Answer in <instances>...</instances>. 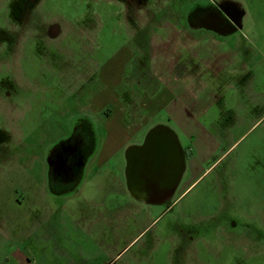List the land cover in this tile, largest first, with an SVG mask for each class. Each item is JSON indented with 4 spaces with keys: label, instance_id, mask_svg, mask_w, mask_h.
Instances as JSON below:
<instances>
[{
    "label": "rangeland",
    "instance_id": "374dc122",
    "mask_svg": "<svg viewBox=\"0 0 264 264\" xmlns=\"http://www.w3.org/2000/svg\"><path fill=\"white\" fill-rule=\"evenodd\" d=\"M210 1L142 0L136 8L123 0H0L4 226L33 225L32 213L45 217V201L61 212L65 194L58 198L45 187L47 155L88 118L95 151L59 225L87 230L98 262L264 264V0H230L241 10L240 28L230 34L231 61L219 58L228 42L221 50L203 42L189 81L181 73L183 51L156 28L166 19L187 25L189 13ZM51 26L57 36L49 35ZM172 65L175 77L160 75ZM173 87L181 101L204 110V123L218 122L216 145L203 155L193 148L197 138L161 110L156 123L177 133L203 171L189 161L171 198L137 202L125 195L117 168L135 131L142 142L151 128L135 121L118 133L117 107L140 99L149 106L143 96L160 91L165 98ZM224 127L228 137L219 134ZM102 149L119 152L98 167ZM28 212L33 219L23 221Z\"/></svg>",
    "mask_w": 264,
    "mask_h": 264
},
{
    "label": "crops",
    "instance_id": "0c3cea01",
    "mask_svg": "<svg viewBox=\"0 0 264 264\" xmlns=\"http://www.w3.org/2000/svg\"><path fill=\"white\" fill-rule=\"evenodd\" d=\"M156 28H160L163 32H166L164 38L168 41H171L173 45H175V50H179L180 48V50L183 51L182 55L179 57L181 61L183 60V64L180 67L183 70L181 72L183 77L185 76L188 81L192 76L189 69L191 59L202 58V51H200V48L203 42L217 43V50H221V43L228 42L229 46L226 48L227 50H225V48H222L224 49V51H220L219 53L220 59L231 61V57L235 53L231 46L232 36H230V34H222L219 37H207L201 34L200 28L191 27L188 24L185 25L183 22L179 21H168V19L162 21L159 24H156ZM170 58H172V60H178V57L173 58V56H170ZM160 75H165L167 78L169 76L175 77L174 75H176V71L174 65L170 66L169 68L166 67V70ZM172 81L178 82L177 77L176 79L172 78ZM174 88L175 87L171 88V90L167 89L168 96H166L165 98L162 96V94H159L160 91L156 94L154 92L150 94L147 93L148 96H143L146 95V93L142 94V100H144V98L146 97L150 98L149 106H146L147 103H143V101H141L140 99L138 100L139 103H137L135 100H131L129 103H127L128 107H126V105L125 108L117 107L116 114L118 116H116L117 119H114V124H116L117 128L116 130L118 131V133H120L121 130L123 131V129H126L127 127L132 128L135 121H140V129H144L148 124L150 125V127L148 128H152L158 125H164L156 123L157 121H155L159 112L161 110H164L166 113V119H168V121L173 123L175 122V124L177 125L180 124V128L184 134L191 135L192 137L197 138V145H194L193 148L196 149L198 146L199 149L203 150V155L208 154V152L212 148H215L216 145L215 140L213 141V138L217 137L216 133L218 131H216V125L218 122H214L212 124L204 123V121L201 120V115L204 113V110H202L201 107H197L195 105L192 106L190 103L181 101L180 96L174 93ZM169 95H171V97ZM134 129L138 130L136 125H134ZM230 131L231 130H229L227 127H224L223 129H221V131H219V134L223 135L224 137H228V133ZM94 136L95 135L93 131V137ZM138 137H140V134L135 131L133 138L134 143L130 144H142L143 141H136L138 140ZM183 148L186 153V166L190 161L193 162L192 166L194 168H197L198 171L202 170V168H199V160H197L194 156L193 150L191 151L189 148ZM94 151L95 147L93 148L90 156L94 153ZM118 152H114L108 149H102L101 152L98 153V167L104 166L106 162L110 160L114 155L118 154ZM90 156L87 159V162L83 169V178L79 180L75 187H73V189H71L68 193H62L65 194V202L59 207L61 209V212L56 211L54 207L49 206V203L45 201L43 202V204L45 207L47 205L46 208H48L47 212H45V217L40 218L38 216H35V213H32V216H34V220H32L33 225L31 226H19L15 225V223L14 226H4V224L8 222L9 218H5L2 222H0V264H103V262L100 263L97 261L99 257H95L93 253L94 243H90V241L84 238V236L87 234V230L79 229L78 227L69 228L59 225L64 222V211L68 207L67 203H69L70 201L75 202V194L73 193L78 192L79 188L84 183L86 172L90 167ZM126 165L127 160L125 157L124 162L118 164L117 178L120 185L123 187L125 195L129 196L130 199H133L134 201L140 202L134 198L127 187ZM45 187H48L47 182H45ZM99 188H102V186H99ZM62 194L56 195L58 198H61ZM55 197H53V199ZM79 201L77 200L76 203H78ZM84 201L87 202V199L84 198ZM22 219L23 221H27L33 218L30 216V212H28L26 215L23 214ZM51 223L53 224L52 226L49 225ZM78 235H81V237L83 238L79 239ZM96 244L98 245L99 243Z\"/></svg>",
    "mask_w": 264,
    "mask_h": 264
},
{
    "label": "flooded vegetation",
    "instance_id": "af4514ba",
    "mask_svg": "<svg viewBox=\"0 0 264 264\" xmlns=\"http://www.w3.org/2000/svg\"><path fill=\"white\" fill-rule=\"evenodd\" d=\"M139 8L142 0H123ZM188 25L212 36L232 34L240 28L241 10L230 0H212L196 6L188 15ZM55 27L49 35L57 36ZM58 31V30H57ZM94 148V137L88 118L77 123L73 134L49 151L46 159V182L55 194L68 193L84 176V166Z\"/></svg>",
    "mask_w": 264,
    "mask_h": 264
},
{
    "label": "water",
    "instance_id": "95a60500",
    "mask_svg": "<svg viewBox=\"0 0 264 264\" xmlns=\"http://www.w3.org/2000/svg\"><path fill=\"white\" fill-rule=\"evenodd\" d=\"M126 179L130 193L143 203H160L178 188L186 167V153L174 130L152 127L142 144L126 150Z\"/></svg>",
    "mask_w": 264,
    "mask_h": 264
}]
</instances>
